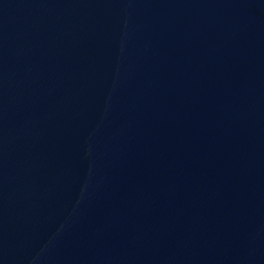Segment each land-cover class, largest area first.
<instances>
[{
    "label": "water",
    "instance_id": "95a60500",
    "mask_svg": "<svg viewBox=\"0 0 264 264\" xmlns=\"http://www.w3.org/2000/svg\"><path fill=\"white\" fill-rule=\"evenodd\" d=\"M0 264H264V0H0Z\"/></svg>",
    "mask_w": 264,
    "mask_h": 264
}]
</instances>
